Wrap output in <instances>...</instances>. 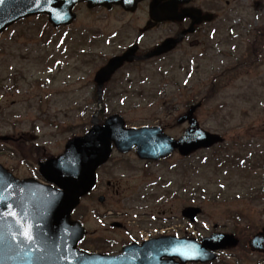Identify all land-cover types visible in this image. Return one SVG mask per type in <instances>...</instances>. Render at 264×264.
Instances as JSON below:
<instances>
[{"label": "rangeland", "instance_id": "rangeland-1", "mask_svg": "<svg viewBox=\"0 0 264 264\" xmlns=\"http://www.w3.org/2000/svg\"><path fill=\"white\" fill-rule=\"evenodd\" d=\"M75 11L76 20L66 27L54 29L45 16L28 17L0 35V135L26 138L33 160L38 148L39 155L59 153L68 138L90 128L99 109L93 76L109 57L133 42L147 48L171 29L161 25L144 31L143 5L133 13L84 5ZM211 26L212 33H199L196 48L183 45L119 70L105 87L98 118L119 113L127 126L159 125L177 138L187 127L177 123L178 117L200 101L194 114L198 126L218 133L221 144L187 157L174 153L148 169L132 152L113 154L108 167L115 169L111 177L119 197L110 199L107 210L140 217L165 211L181 224L182 208L197 206L194 235L217 230L239 239L219 264H264V253L247 246L264 227V188L255 185L264 177V0H229ZM253 47V63L233 69ZM226 70L234 76L203 101L213 76ZM17 146L0 143V160L17 161L16 174L27 176L24 152ZM153 184L156 191H141ZM92 200L83 204L96 205ZM84 218L90 230V213Z\"/></svg>", "mask_w": 264, "mask_h": 264}, {"label": "water", "instance_id": "water-1", "mask_svg": "<svg viewBox=\"0 0 264 264\" xmlns=\"http://www.w3.org/2000/svg\"><path fill=\"white\" fill-rule=\"evenodd\" d=\"M139 1L4 0L0 4V34L16 21L39 14L46 15L53 27L69 25L77 16L73 8L80 2H85L88 8L104 6L110 9L112 5H120L126 11H134ZM188 1L151 0L150 18L161 21L190 17L193 23L202 21L205 17L200 16L199 10L177 12V5ZM179 40L180 36L167 38L143 58L167 52ZM136 50L137 45H131L122 54L109 58L96 71L94 81L99 105L103 84L125 62L140 58L135 54ZM195 108L190 107L179 117L178 123L187 120L190 126L178 139L165 134L158 126L124 128V120L118 114L99 124L96 113L92 127L85 134L69 139L62 154L39 164V172L48 185L34 179L19 180L0 167V264H184L212 260L214 253L207 248L216 250L236 245L237 240L232 235L213 234L202 244L194 239L151 240L141 246H127L115 256L91 254L77 248L84 231L79 223L70 220V214L80 198L95 185L96 170L107 161L113 146L122 153L135 148L140 159L159 160L174 150L187 155L222 140L215 133L197 128L193 118ZM10 211L17 215H10ZM199 211V208L188 207L184 214L193 221ZM27 225L33 226L31 242L22 234ZM249 247L264 252V228L252 236Z\"/></svg>", "mask_w": 264, "mask_h": 264}, {"label": "flooded vegetation", "instance_id": "flooded-vegetation-1", "mask_svg": "<svg viewBox=\"0 0 264 264\" xmlns=\"http://www.w3.org/2000/svg\"><path fill=\"white\" fill-rule=\"evenodd\" d=\"M223 3L226 5L229 4V0H189L187 3L183 4H178L177 6V12H181L183 9H196L200 11V16H206L207 19L200 21L199 23H196L192 26L191 32H186L188 31L187 29L191 27L193 19L190 17H185V18H179L175 19L173 21H162V22H151L149 21V17L145 22V25L149 22L150 28L146 25H144L143 30L144 31H152L156 29L157 27L161 25H168L171 29L167 34H165L163 37L159 38L148 46L147 48H144L143 50L139 46V51L138 53L140 55L146 53L147 51H151L153 48L156 47V45L160 44L163 40L166 38L172 37V38H177L180 36V41L179 43L175 46L173 50L170 52H167L159 57L152 58V59H146L143 61H136L133 63H126L124 64L120 69L124 67H128L134 63H142V62H147L151 61L153 59H158L160 57H164L176 49L180 48L183 45H188L189 47L196 48L201 44V40L198 38L199 33H212L213 29L212 26L209 27L210 24L214 22V20L220 15V13L223 10ZM144 6L145 9L147 10L146 15L148 16V5H149V0L143 1L138 4V8L140 6ZM116 6H114L115 8ZM117 8V7H116ZM103 9V8H102ZM199 16V17H200ZM210 19V20H209ZM210 28L211 31H208ZM196 41L197 44L194 46H191V42ZM119 71V70H118ZM117 71V72H118ZM8 142L15 143L17 148L19 149V152L23 151L24 156L22 157L25 159V163L27 165V176H18L17 170L18 169V164L17 161H14L13 159L7 157L6 160H0V165H2L5 169H7L10 173H12L14 176L19 177V178H26V177H33L37 179L38 181H43L41 177L39 176L38 173V163L41 161H44L48 158L57 156L59 153L56 154H44V155H39V151L37 152L36 158L34 160L32 159V146L33 145H28L27 144V139L23 137L19 138H14L11 137ZM28 142L32 143V141L28 140ZM63 148V147H62ZM43 149V148H42ZM45 150V148L43 149ZM2 152V151H0ZM135 156V152L131 151ZM130 153V152H129ZM128 153V154H129ZM113 154H120L123 155L116 150H113ZM127 154V153H126ZM111 155V157H112ZM21 156V154L19 155ZM109 158L108 162L104 165H102L98 169V178L96 185L94 189L87 194L86 196L81 198V202L75 208L74 214H73V219L77 220L81 223L84 224L85 228L86 223L84 221V215L89 212L91 215V225L90 230H87V233L83 240L79 243V246L83 250H87L89 252L93 253H99V254H107V255H115L121 252L122 248L131 245V244H137L141 245L144 242H148L150 240H156L160 238H168V240H175V239H191L195 238L198 242H202L203 238L206 236H197L192 233V223L190 222L189 219L184 218L185 223H176L173 218L174 216L166 215L165 211H162L161 214L162 216L154 217V216H145V217H140L138 216H129L128 213L126 212H120V211H111L107 210V206L111 202L110 199L113 196L119 197V192H118V185L115 187V179H112L111 174L112 172L115 171L114 168L108 167V163L111 159ZM137 158V157H136ZM138 159V158H137ZM167 159V158H166ZM166 159H162L159 161H153V160H141L142 163L147 166V169L152 163H158L165 161ZM34 161V162H33ZM34 171V174L31 172ZM157 184L153 185H147L144 186L141 191H144L146 193H149L150 189H154L156 191ZM142 187H140L141 189ZM87 199H94L96 205H90L86 206L83 204V202ZM124 199V198H123ZM118 201L120 198L117 199ZM93 201V200H92ZM190 206V205H189ZM187 207V206H185ZM183 207L181 210V214L183 213ZM232 233V232H223V231H213L212 233ZM210 233V234H212ZM112 235H119L117 238ZM209 234V235H210ZM207 235V236H209ZM238 244H239V239H238ZM227 252V248L225 249H220L215 252L216 258L208 263L205 264H219L221 256ZM168 253H172L171 251H168ZM188 264H200V263H188Z\"/></svg>", "mask_w": 264, "mask_h": 264}, {"label": "trees", "instance_id": "trees-1", "mask_svg": "<svg viewBox=\"0 0 264 264\" xmlns=\"http://www.w3.org/2000/svg\"><path fill=\"white\" fill-rule=\"evenodd\" d=\"M261 29H257V32L261 33L262 32ZM254 50H255V47L249 48L248 49V53H247L248 54V59L247 60L244 59V60L237 61L236 65H235L236 67H233V69H235L237 71V70H239L241 68H244L246 66H249L251 63H253V61H251V59H249V58L252 56ZM231 76H234V75H230L227 70L222 75L221 74L220 75H214L212 83H211V87L207 90L206 94L204 95L203 101L208 100L212 95H214L215 92L217 91L218 87H220L222 85V82L226 81V80H229L230 79L229 77H231ZM247 160H249V158H246L245 161H247ZM261 178H262V182H261L262 185L260 183L255 184V185H259L260 186L258 189H263L264 188V177H261Z\"/></svg>", "mask_w": 264, "mask_h": 264}, {"label": "snow or ice", "instance_id": "snow-or-ice-1", "mask_svg": "<svg viewBox=\"0 0 264 264\" xmlns=\"http://www.w3.org/2000/svg\"><path fill=\"white\" fill-rule=\"evenodd\" d=\"M3 3H4V0H0V4H3ZM9 214L12 215V216L17 215V213L11 212V211L9 212ZM32 227L33 226H31V225H27L25 227V229L23 230V232H22V234L24 235L26 240H28L29 242H31L34 239V237L32 235Z\"/></svg>", "mask_w": 264, "mask_h": 264}]
</instances>
